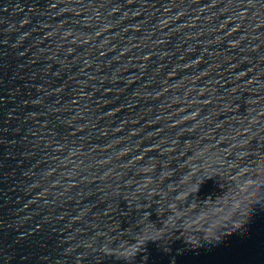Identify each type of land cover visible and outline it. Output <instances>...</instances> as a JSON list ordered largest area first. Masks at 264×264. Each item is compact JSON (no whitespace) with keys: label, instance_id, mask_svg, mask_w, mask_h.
Wrapping results in <instances>:
<instances>
[{"label":"water","instance_id":"obj_1","mask_svg":"<svg viewBox=\"0 0 264 264\" xmlns=\"http://www.w3.org/2000/svg\"><path fill=\"white\" fill-rule=\"evenodd\" d=\"M0 264H264V0H0Z\"/></svg>","mask_w":264,"mask_h":264}]
</instances>
